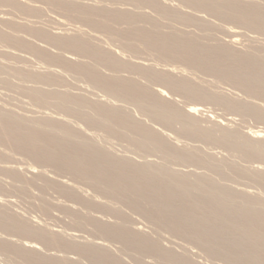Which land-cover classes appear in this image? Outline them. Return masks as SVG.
<instances>
[{"label":"bare ground","instance_id":"bare-ground-1","mask_svg":"<svg viewBox=\"0 0 264 264\" xmlns=\"http://www.w3.org/2000/svg\"><path fill=\"white\" fill-rule=\"evenodd\" d=\"M44 6L78 27L54 32L33 24L28 17L46 16ZM0 8L29 20L0 17V47L15 50L3 49L4 59L27 53L47 65L0 61V84L65 116L20 114L3 106L0 93L5 264H264V131L243 132L224 121L207 126L201 108L211 103L264 122V0H0ZM229 25L253 36L241 41V31L224 39ZM66 75L103 98L74 93ZM168 92L189 105L179 107ZM98 135L124 143L129 153ZM12 154L32 169L9 164ZM51 192L58 198H48ZM9 193L28 197L44 220L64 216L66 229L56 228L66 220L51 228L15 211ZM137 215L151 228L135 222Z\"/></svg>","mask_w":264,"mask_h":264},{"label":"rangeland","instance_id":"rangeland-1","mask_svg":"<svg viewBox=\"0 0 264 264\" xmlns=\"http://www.w3.org/2000/svg\"><path fill=\"white\" fill-rule=\"evenodd\" d=\"M39 5V4H38ZM46 6H44L43 8H44V11L45 10H49V9H47L48 7H46ZM6 9V10H5ZM43 11V13L45 14V13H47V11H45L44 12ZM52 9H50L49 11H48V13L46 14V16L45 15H43V16H45V17H43L42 16V18H40V19H33V18H29L28 17V19H30V21H32V22H34L33 24H36V25H38L39 27L41 26H45L44 28H47V29H49V30H51V31H53L54 30V32H62V29H68V28H70V29H72V28H74V27H78V25L79 24H75V22L74 21H72V20H70V19H66L65 18V16H63V14H61V13H57V12H55V11H53ZM12 13L10 12V9H8V8H0V17H2V18H16V20H18V21H22V22H27V21H29L28 19H25V17L27 18V16H20V14H12ZM21 17V18H20ZM20 18V19H19ZM46 18V19H45ZM45 19V20H44ZM25 20V21H24ZM41 22V23H40ZM43 22V23H42ZM44 22H46V23H44ZM42 24V25H41ZM44 24H46V25H44ZM49 24V25H48ZM75 24V26H73ZM77 25V26H76ZM223 25V28H224V25L225 24H222ZM228 24H226V26H227ZM49 26V27H48ZM229 27H231V30H230V28ZM53 28H55V29H53ZM225 28H228V30L227 29H225V30H227V31H225V32H227L226 34H224V37H223V35H222V37L224 38V39H229V36H231V34H232V36H234L235 38L238 36V33L239 32H241L242 30H238V29H235V28H233L231 25H229L228 27H225ZM230 30V31H229ZM230 33H229V32ZM237 31V33H234V32H236ZM224 32V33H225ZM235 34H233V33ZM248 35V38H249V36H253L252 34H250V33H248V32H241V33H239V34H241L240 36H239V38H241V36L243 35V37H242V39H241V41L244 39V41L246 40V38L245 37H247V35ZM93 34V33H92ZM95 34V33H94ZM228 35V36H227ZM237 35V36H236ZM244 35H245V37H244ZM104 36V35H103ZM102 36V37H103ZM101 37V38H102ZM239 38H237V39H239ZM247 38V39H248ZM106 39V40H105ZM102 40H104V43H109V42H107L109 39L107 38V36L105 35L104 37H103V39ZM240 40V39H239ZM35 41V40H34ZM37 41V40H36ZM35 41V42H36ZM38 42V44H41V45H43V46H46V47H48L50 50H52V52H57V50H55V49H51V47L50 46H47V45H45L44 43H42V42H39V41H37ZM36 42V43H37ZM111 43V47H113V48H115V49H117V50H119V48H118V46H119V44L118 43H116V45L115 44H113L112 42H110ZM113 44V45H112ZM6 47V46H5ZM8 48L9 47H7V48H4V46L1 48L0 47V54H1V52H3L4 50V52H6V50H8ZM4 49V50H3ZM11 49L12 48H9V50L8 51H11ZM53 50H55V51H53ZM12 51H15L14 49H12ZM4 52L1 54L2 55V59H1V55H0V61L3 63V64H6V65H10V66H12V67H21L22 65H23V63L26 65V64H28L29 65V67L31 66V67H33V66H35L34 68L35 69H40V65L42 64V63H40V62H36V61H34L33 60V58H31L29 55H27V53L25 54V53H22V56H23V58L22 59H15V58H12V59H10L9 57H7V59H4V57L5 56H3V54H4ZM67 56H70L69 54H67ZM75 57V56H74ZM31 58V59H30ZM24 59V60H23ZM15 60V61H14ZM17 60H18V62H17ZM22 60H23V62H22ZM26 60H30V62L32 61V63H30V62H28V61H26ZM13 61H14V64L17 62L18 64H20V62H22L21 64V66H16V64L14 65L13 64ZM20 61V62H19ZM36 62V63H35ZM40 63V64H39ZM32 64H35V65H32ZM37 64H38V67H37ZM27 65V66H28ZM24 66V65H23ZM42 66H43V64H42ZM41 66V67H42ZM45 66H47V65H44L43 67L45 68ZM30 67V68H31ZM43 69V68H42ZM57 69V68H56ZM68 76V77H67ZM201 80H204L205 79V81H207V82H209V81H211L212 80V78H209V77H207V76H203V75H199L198 76ZM209 78V79H208ZM65 79H66V81H67V84H69L68 86H70V85H72V86H76L75 87V92H74V90H72L71 89V91L72 92H74V93H77L80 89V94L82 93H84V95H86L87 94V96L88 95H90L89 97H92V98H97V99H99L100 98V96H101V99L103 98V96L100 94L101 92L99 91V90H95V92H93V89L92 88H90V86H89V84L85 81L83 84H82V82L84 81H82L81 79H78V78H76V77H71V76H69V75H66L65 76ZM11 81L14 83V84H17V83H19V81L18 80H16V78H14V77H11ZM16 81H18V82H16ZM74 81L75 82H77V83H74ZM79 81H81V82H79ZM16 82V83H15ZM78 83H80V84H78ZM28 85H30V84H28ZM0 93L2 94V95H5L4 97L0 94V99H2V97H3V99L4 100H6V101H2V100H0V104H1V102H3L2 104H3V106L4 105H6L5 107L6 108H8V107H10V108H8V109H12V110H15V112H18V113H20V114H23V112H25L26 114H23V115H28V116H30L31 114V117H39L40 115L42 116V114H41V112L44 110V112H43V115L44 116H47V114L49 113V116H52V117H56V118H64L65 116H62V115H60V114H58V113H56L55 111H51V110H49L48 112H46V110L45 109H42L40 106H38V104H36V102H34V104H33V102H31V101H29L30 99L29 98H26L27 96H25V95H23V93L21 94V96H20V91L19 90H17V89H15L14 91H13V89L12 88H10V89H8V87H5L3 84H0ZM71 86V87H72ZM220 86H222V87H220ZM219 87H220V91H222V92H226V89H227V91H228V93L226 92V94H237V91L235 92V90H233L232 88V90L233 91H231V89H229V86H228V88H227V86H225V85H220ZM223 86H224V88H225V90L223 89ZM4 87L5 88H7V89H4ZM74 87H72L73 89H74ZM44 88V87H43ZM45 88H46V86H45ZM48 88V87H47ZM79 88V89H78ZM87 89H89V90H87ZM92 89V90H91ZM230 90V92H229V90ZM78 90V91H77ZM85 90V91H84ZM90 91V92H87V91ZM224 90V91H223ZM19 91V92H18ZM81 91H84V92H81ZM97 91V92H96ZM5 92V93H4ZM98 92H100V93H98ZM7 93V94H6ZM10 93H13V95H14V93H17V94H19V95H14V96H16V97H14L12 94H10ZM86 93V94H85ZM90 93H92V94H90ZM94 93V94H93ZM96 93V94H95ZM239 93V92H238ZM170 94V95H169ZM229 94V95H230ZM240 94V96L241 97H244L243 95H242V93H239ZM239 94H238V96H239ZM11 95H12V97H11ZM24 96V99L26 98V100L24 101V99H22L23 98V96ZM94 95H99V98L97 97V96H94ZM168 97L172 100H174V101H176L177 102V104L179 105V107H181V108H186L188 105H189V101H187L186 99H184L183 97H181L180 95H177V94H172V93H170V92H168ZM9 96H10V98H9ZM17 96H20V97H17ZM175 96V97H174ZM239 96V97H240ZM6 97V98H5ZM14 97V98H13ZM11 98H13V99H11ZM15 98H18L17 100H18V102H17V100L15 99ZM9 99V100H8ZM11 99V100H10ZM27 99H29L28 101H27ZM177 99V100H176ZM15 100V101H14ZM32 100V99H31ZM7 101H8V103H7ZM20 101V102H19ZM21 101H22V103H23V101L25 102L24 103V105H27V106H23V104H21ZM27 101V102H26ZM33 101V100H32ZM10 102H14V104L16 105V106H21V108L18 106V108L19 109H16V106L12 103H10ZM15 102H17V103H15ZM7 103V104H6ZM10 103V104H9ZM31 103H32V105H31ZM1 104V105H2ZM10 105H14L13 107L12 106H10ZM33 105H35V106H33ZM181 105V106H180ZM15 107V109H13ZM28 107V108H27ZM29 107H31V108H33V107H35L36 109L39 107L40 109H38V110H40V112L39 111H36L34 108V110H35V112H33L34 110L33 109H31L32 110V112L31 113H29L28 114V111L25 109V108H27L28 110H30L29 109ZM201 108H203L205 111H207V112H205V114L204 115H208V117H206V116H204V117H202V120H203V124H205V125H207V126H209V125H211V121L213 122V121H224L223 123H225V124H229V127H232V129H234L235 127L236 128H238V129H240V130H243V132H250V130H253V131H264V122H260V121H257V120H255V119H252V118H243L242 116H240L239 114H236V113H232V112H228V111H226L225 109H223L222 107H220V106H217V105H214V104H211V103H204V104H202L201 105ZM20 109H21V112H19L20 111ZM24 109V110H23ZM41 109H42V111H41ZM17 110V111H16ZM19 110V111H18ZM27 112H26V111ZM48 110V109H47ZM23 111V112H22ZM39 112V113H38ZM36 113V114H35ZM51 113V114H50ZM55 113V114H54ZM35 115V116H34ZM38 115V116H37ZM213 117V118H212ZM206 118H208V119H206ZM212 119H214V120H212ZM211 120V121H210ZM231 121V122H230ZM230 122V123H229ZM234 122V123H233ZM151 125H153V126H155L156 128H158L159 130H162L163 128L162 127H159V125H156V124H154V123H152V122H149ZM209 123V124H208ZM232 124V125H231ZM234 126V127H233ZM84 128V127H83ZM85 129V128H84ZM163 131H165L164 129H163ZM166 133H168V134H170V135H172V133L171 132H167V131H165ZM100 133H102V137L103 136H105L104 134V132H101V131H98V134H100ZM96 135H97V132H96ZM100 137V138H99ZM101 136H99L98 135V138L99 139H102L103 141H105V142H107V143H111L110 144V146L112 147L113 146V149L114 148H119V144H121V142H117L115 139L114 140H112L113 142H108L109 140H107V139H103ZM107 137V135L105 136V138ZM110 139V138H109ZM115 141H116V144H115ZM112 143H114V145L115 146H117V147H115L114 145H112ZM124 143H122L121 145H120V148L118 149L119 150V152L118 151H116L117 153H120L121 154V152H123L124 151V149H126V147L125 146H122ZM197 145H199V146H201L202 145V148H204L205 146L203 145V144H197ZM117 149H114V150H117ZM121 149V150H120ZM122 149H123V151H122ZM204 149H206V151H209L210 153H212L213 152V154H215L216 156H218V157H220V155H221V157H223V155L225 154V155H227L226 153H224V152H222L220 149H218L217 147H214V146H209V145H207L206 146V148H204ZM216 149V150H215ZM218 149V150H217ZM211 150V151H210ZM215 152H214V151ZM126 152V153H125ZM221 152V153H220ZM127 154V153H129L127 150H125L122 154ZM131 153V152H130ZM223 153V154H222ZM133 154V153H132ZM129 154V156H131V157H135V155L133 154ZM219 154V155H218ZM13 156L10 158L11 159V161L10 160H8V163L9 164H13L12 166H14V167H16V164L18 165L17 167H19L20 169H22V171L24 170V168L25 169H29V166L31 165V164H33L31 161L28 163L29 165H27V164H25V163H27L26 161L27 160H25L24 161V159H22L21 158V156H20V158L18 157L19 155H16V154H12ZM16 155V156H15ZM225 155H224V157H225ZM15 156V157H14ZM15 158L17 159V158H19V159H17L16 161H17V163H15L16 161H15ZM152 158H155V160H157V158L156 157H151V159ZM14 159V160H13ZM152 160H154V159H152ZM13 161H15V162H13ZM20 161H23L24 162V165L25 166H22V167H20V165H19V163L21 164L22 162H20ZM8 163H3V165H8ZM256 164V165H255ZM257 164L258 163H254L253 164V167L254 168H257V167H259V166H257ZM259 165H260V168L262 167V165L259 163ZM9 166V165H8ZM28 167V168H27ZM32 165H31V168L30 169H32ZM175 168H176V166H174ZM36 171V173H38L39 172V168H36L35 169ZM33 171H34V169H33ZM24 172H26L25 170H24ZM48 173H51V171H49L48 170ZM52 174V173H51ZM51 174H49V175H51ZM1 176V175H0ZM52 176H54V175H52ZM4 178V180L3 181H6V179L7 178H5V177H2V179ZM62 179H64V180H68L67 178H62ZM9 183H10V181H9V179L7 180ZM6 183V185L8 184V186H9V183H7V182H5ZM234 187H236V188H239V187H241V186H236V185H233ZM33 189L34 188H32L31 190H32V193H31V197L30 198H32V199H30V200H34L35 202H34V204L35 203H37V205L39 204V196H40V194H38L39 193V190H37V188H35V191L37 190V192H34L33 191ZM251 188H249V190H250ZM251 190H253V191H255V189H251ZM253 191H251V192H253ZM10 194V196H11V193H9ZM9 194L7 195V196H9ZM37 194V195H36ZM32 195H34V196H32ZM54 196V197H50V196ZM10 196L9 197H7L8 199H9V201H11V200H13L12 202H14V200H15V204L13 203V206H18V207H16V208H14V210L15 211H20L19 213H21L22 215H23V213H24V216L26 215H29L28 216V218L30 217V219H32L31 218V215L33 216V220H39V221H41V222H45V223H47L48 225H50V227L51 228H55V226H59L58 225V223L59 224H61L62 223V221L64 222L65 220L67 221H65L64 222V225H63V223L61 224V227H65V226H67V224H68V220H67V218L65 219L64 218V216L63 217H59V216H61V215H59L58 213L56 214L55 213V215H53V217H51V218H46V220H44L43 218H45L44 216H41V214H40V212L38 211V209H37V206L35 205V206H33L34 204H33V202L32 201H28V197H26V198H23V197H25V196H22V195H20V194H17L16 195V193H12V196H11V198H10ZM16 196V197H15ZM37 196V197H36ZM6 198V196H3V195H1V198ZM12 197H14V198H12ZM21 197V198H20ZM36 198V200H35V198ZM56 197V199L58 198L57 197V195L56 194H54L53 192H51V193H49L48 194V198H50L51 200L53 199V198H55ZM18 198V199H17ZM23 198V199H22ZM8 199H6V200H8ZM38 199V200H37ZM5 200V199H4ZM53 200H55V199H53ZM24 202V203H23ZM20 203V204H19ZM18 204V205H17ZM25 204V205H24ZM27 204V205H26ZM28 204H30V205H28ZM23 207L22 208V210H20L21 208H19V207H21V206ZM12 206V207H13ZM11 207V208H12ZM33 207V208H32ZM26 208V209H25ZM29 208V209H28ZM31 208V209H30ZM17 209V210H16ZM26 211H25V210ZM28 210V211H27ZM36 210V211H35ZM32 212V213H31ZM37 212V213H36ZM39 214V215H38ZM57 215V216H56ZM25 216V217H26ZM55 216V217H54ZM134 216H136L135 214H134ZM34 217H36V218H34ZM42 219H41V218ZM137 217H139V218H133L134 220H135V222H137V223H139V224H141L142 222L144 223H142L143 225L141 226L142 228H144L145 229V227H150V224H147L148 222H146L143 218H141L142 220L140 221V216H138L137 215ZM41 220H40V219ZM52 219L54 220V222L52 221ZM57 219H59V220H57ZM61 219H63V220H61ZM138 219H139V221L140 222H138ZM60 220H61V222H60ZM145 222H144V221ZM58 221V223H56ZM50 222V223H49ZM52 223V224H51ZM145 223H146V225H145ZM56 224V225H55ZM66 224V225H65ZM53 225V226H52ZM63 225V226H62ZM148 225V226H147ZM61 227H56L58 230H60V229H66V227L65 228H61ZM147 228L145 229V230H147ZM151 228V227H150ZM150 228H148V229H150ZM57 229H55V230H57ZM1 259V258H0ZM2 261H0V262H2V263H0V264H5L4 262H8V261H6L5 259H3V257H2V259H1ZM7 264V263H6Z\"/></svg>","mask_w":264,"mask_h":264}]
</instances>
